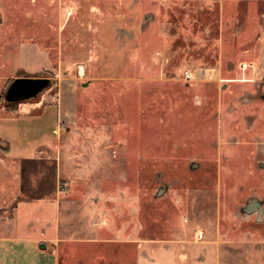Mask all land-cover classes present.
I'll return each mask as SVG.
<instances>
[{
  "label": "rangeland",
  "instance_id": "374dc122",
  "mask_svg": "<svg viewBox=\"0 0 264 264\" xmlns=\"http://www.w3.org/2000/svg\"><path fill=\"white\" fill-rule=\"evenodd\" d=\"M23 41L51 67L7 100ZM0 49L2 138L49 145L0 161L2 229L36 201L57 264H264V0H0Z\"/></svg>",
  "mask_w": 264,
  "mask_h": 264
},
{
  "label": "crops",
  "instance_id": "0c3cea01",
  "mask_svg": "<svg viewBox=\"0 0 264 264\" xmlns=\"http://www.w3.org/2000/svg\"><path fill=\"white\" fill-rule=\"evenodd\" d=\"M19 59H25L28 63L20 61V67L27 72L25 76L32 77L31 74L39 73L45 69L51 67V62L47 53L38 45V43L23 41L20 42L18 47ZM4 53L0 49V89L2 83L6 79V75L2 74L1 70L3 65H6L4 61ZM43 58V63L38 66H31L32 63L38 61V58ZM7 110L5 106L0 105V113L3 110ZM0 140L8 143V150L5 153L0 151V161L9 166H21V163L25 160H33L38 158V152L42 147L37 146L35 149L25 150L22 153H15L13 149V143L2 138V132L0 131ZM3 154V155H2ZM56 159V156H53ZM18 172L13 175V179L17 181L19 178ZM17 194L12 192L11 198L15 199ZM39 209L42 212L41 215L29 216L25 215L26 211ZM14 216L11 218L12 222L3 225V229L0 226V264H57V259L48 248L47 241L55 240L54 234L56 231V219H55V207L39 205L36 201H21L14 207ZM40 220L42 221L41 223ZM9 230V232H8ZM43 244L45 247L40 248Z\"/></svg>",
  "mask_w": 264,
  "mask_h": 264
},
{
  "label": "water",
  "instance_id": "95a60500",
  "mask_svg": "<svg viewBox=\"0 0 264 264\" xmlns=\"http://www.w3.org/2000/svg\"><path fill=\"white\" fill-rule=\"evenodd\" d=\"M42 85V80L38 77H30V76H21L17 77L13 80L11 85L9 86L6 99H18L21 97L31 96L32 93ZM8 95L11 97L9 98ZM43 244L40 245V248H44Z\"/></svg>",
  "mask_w": 264,
  "mask_h": 264
},
{
  "label": "built area",
  "instance_id": "2783aa9c",
  "mask_svg": "<svg viewBox=\"0 0 264 264\" xmlns=\"http://www.w3.org/2000/svg\"><path fill=\"white\" fill-rule=\"evenodd\" d=\"M185 76H186L187 78H192V77L195 76V74H193V72L186 71V72H185Z\"/></svg>",
  "mask_w": 264,
  "mask_h": 264
},
{
  "label": "trees",
  "instance_id": "16d2710c",
  "mask_svg": "<svg viewBox=\"0 0 264 264\" xmlns=\"http://www.w3.org/2000/svg\"><path fill=\"white\" fill-rule=\"evenodd\" d=\"M45 72V71H44ZM32 77H36V76H32ZM6 106V109L7 110H11V109H14V108H12V107H10V106H7V105H5ZM8 150V148L7 149H5V151H7Z\"/></svg>",
  "mask_w": 264,
  "mask_h": 264
},
{
  "label": "flooded vegetation",
  "instance_id": "af4514ba",
  "mask_svg": "<svg viewBox=\"0 0 264 264\" xmlns=\"http://www.w3.org/2000/svg\"><path fill=\"white\" fill-rule=\"evenodd\" d=\"M202 236V235H201Z\"/></svg>",
  "mask_w": 264,
  "mask_h": 264
}]
</instances>
